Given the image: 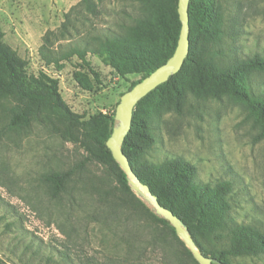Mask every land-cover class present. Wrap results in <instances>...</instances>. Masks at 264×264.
Wrapping results in <instances>:
<instances>
[{
  "label": "rangeland",
  "instance_id": "1",
  "mask_svg": "<svg viewBox=\"0 0 264 264\" xmlns=\"http://www.w3.org/2000/svg\"><path fill=\"white\" fill-rule=\"evenodd\" d=\"M89 1L94 13L83 0H0L4 46L30 76L45 71L57 78L62 98L89 130L45 108L29 126L11 125L21 107L36 106L0 98V264H201L148 196L132 187L109 147L111 156L91 136L112 128L102 115L112 116L141 75L121 77L94 55L88 66L75 56L62 69L42 56L44 45L67 50L93 27L118 29L152 12L148 0ZM220 2L224 61L264 58V0ZM68 18L72 25L60 36ZM49 32L54 36L48 42ZM248 76L256 95L264 96V71ZM183 94L181 112L165 114L148 155L154 161L182 156L196 166L200 181L213 186L232 181L231 218L264 231L262 123L229 93L199 95L193 75ZM158 96L150 100L152 108ZM119 124L116 119L113 129ZM66 173L63 190L53 196L47 177ZM214 264H264V254Z\"/></svg>",
  "mask_w": 264,
  "mask_h": 264
},
{
  "label": "trees",
  "instance_id": "2",
  "mask_svg": "<svg viewBox=\"0 0 264 264\" xmlns=\"http://www.w3.org/2000/svg\"><path fill=\"white\" fill-rule=\"evenodd\" d=\"M82 3L86 4L87 11L95 12L89 0ZM148 4L151 13L132 17L130 24L122 22L118 29L104 27L97 30L93 27L80 43L67 50L54 51L44 45L41 53L46 64L62 69L65 61L76 56L88 66L87 57L94 55L121 77L141 75V79L133 82L131 90L173 56L182 27L178 0H148ZM189 16L190 51L182 69L137 104L122 149L136 176L189 228L203 254L219 261L258 256L264 254V231L231 218L232 181L225 180L213 186L200 181L196 166L182 156L166 155L164 159L154 161L148 155L158 143L160 123L165 114L181 112L179 102L184 99L183 86L191 75L196 78L199 95L229 93L241 101L262 123L260 136L264 137V96L256 95L248 76L251 71H264V58L257 55L240 62L224 61L222 25L225 14L220 0H190ZM72 22L68 18L60 36L68 33ZM4 35L0 24V98L30 101L36 106L21 107L13 114L11 125L29 126L37 110L45 108L62 121L81 123L88 133V121H82L83 117L73 112L62 98L59 80L45 71H40L37 77L30 76L24 63L4 46ZM52 36L54 33L49 32L48 42ZM160 91H165V95L158 96ZM157 96L159 102L152 108L150 100ZM102 116L111 121L112 128L91 136L107 149L117 115L115 111L110 117ZM107 152L111 156L108 149ZM68 176L66 173L47 177L54 185L53 196L63 190Z\"/></svg>",
  "mask_w": 264,
  "mask_h": 264
},
{
  "label": "water",
  "instance_id": "3",
  "mask_svg": "<svg viewBox=\"0 0 264 264\" xmlns=\"http://www.w3.org/2000/svg\"><path fill=\"white\" fill-rule=\"evenodd\" d=\"M189 7L190 0H178V13L182 27L177 48L173 56L170 57L165 64L158 67L153 73L145 77L135 87L122 96L121 102L116 110V119L120 120V124L114 129L113 135L107 141V146L128 176L132 187L135 189H141L148 196L157 211L171 223L177 234L181 236L185 243L190 247L195 258L201 264H214L215 259L206 256L199 250L187 227L183 225L174 212L163 206L158 197L150 191L149 187L140 181L131 167L128 156L122 149L123 141L131 129L132 116L137 104L157 87L166 83L172 75L178 73L185 63V59L190 51Z\"/></svg>",
  "mask_w": 264,
  "mask_h": 264
}]
</instances>
